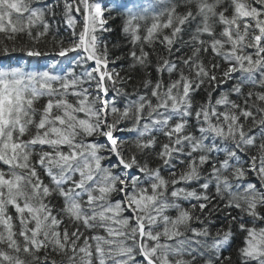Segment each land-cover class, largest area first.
<instances>
[{"label": "snow or ice", "instance_id": "6c2138e0", "mask_svg": "<svg viewBox=\"0 0 264 264\" xmlns=\"http://www.w3.org/2000/svg\"><path fill=\"white\" fill-rule=\"evenodd\" d=\"M107 8L0 0V264H264V0Z\"/></svg>", "mask_w": 264, "mask_h": 264}, {"label": "trees", "instance_id": "16d2710c", "mask_svg": "<svg viewBox=\"0 0 264 264\" xmlns=\"http://www.w3.org/2000/svg\"><path fill=\"white\" fill-rule=\"evenodd\" d=\"M106 2L108 3V8L106 11L111 12L112 16L114 18V22L112 23V27L114 29H116V31L118 33L119 32V24L121 23V20L119 19V17L126 14L127 9L121 8L119 11L116 10L118 5H120L123 2V0H106ZM129 7H131V5H129ZM116 38L119 39L120 38L119 35H117Z\"/></svg>", "mask_w": 264, "mask_h": 264}]
</instances>
